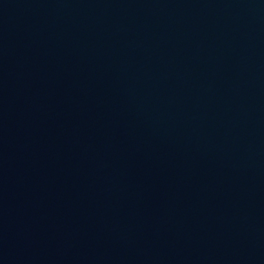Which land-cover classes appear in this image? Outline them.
Listing matches in <instances>:
<instances>
[{
  "label": "water",
  "instance_id": "obj_1",
  "mask_svg": "<svg viewBox=\"0 0 264 264\" xmlns=\"http://www.w3.org/2000/svg\"><path fill=\"white\" fill-rule=\"evenodd\" d=\"M0 264H264V0H0Z\"/></svg>",
  "mask_w": 264,
  "mask_h": 264
}]
</instances>
